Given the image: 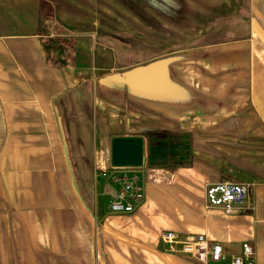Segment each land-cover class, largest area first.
<instances>
[{
    "label": "crops",
    "instance_id": "0c3cea01",
    "mask_svg": "<svg viewBox=\"0 0 264 264\" xmlns=\"http://www.w3.org/2000/svg\"><path fill=\"white\" fill-rule=\"evenodd\" d=\"M140 1L0 0V264H231L170 251L167 231L203 234L229 254L249 241L264 264V48L255 49L264 0L241 7L261 38L251 29L237 41L251 43L231 47V66L217 68L214 83L204 63L198 84L172 77L145 88L143 48L125 56L128 36L143 41L129 30L142 21ZM55 42L72 44L68 63L51 62L61 53ZM206 54L218 57L200 59ZM128 111L140 121L115 116ZM116 136L144 140L135 169L146 196L132 213L109 210L116 187L98 174L115 166ZM170 153L190 163L178 167ZM222 178L250 185L239 212L206 203L208 184Z\"/></svg>",
    "mask_w": 264,
    "mask_h": 264
},
{
    "label": "rangeland",
    "instance_id": "374dc122",
    "mask_svg": "<svg viewBox=\"0 0 264 264\" xmlns=\"http://www.w3.org/2000/svg\"><path fill=\"white\" fill-rule=\"evenodd\" d=\"M246 1L247 0H208L206 4H200L205 6L204 8L199 7L198 4L194 6L193 0H157L158 4L155 3V0L140 1L144 3V8L142 9V21L139 22V30L134 27L129 28V30L134 32L136 29L137 33L141 34L143 41L141 44L139 42L135 44L132 38L128 36L126 41L128 49L125 56L127 58V53L130 49L135 47L143 48V58L137 59V61L142 60L141 64H138L140 67L144 66V68H148L145 69L142 74L143 87L150 82L162 84L166 82L165 79H170L171 82L173 80L171 79L172 77L180 83L190 80L191 83L198 84L199 77L203 75L198 74V70L204 63H207L208 74L206 77L209 78L208 82L214 83V78L216 76L215 70L217 68L220 69L222 67L231 66L230 62L233 60L232 58H228L230 56L229 52L231 47L237 48L238 50L243 48V46L247 48L251 43L242 45L237 41L244 40L246 36L250 35L251 29H256L254 32L255 35H257L255 36L256 40L257 38H261L258 37V34H262V28L255 24L252 26L253 24L250 22V12L247 9L242 10L241 8L243 5H246ZM153 2L157 4V9L156 7L152 8L150 6ZM170 3H172V6H170ZM145 4L148 6L146 7ZM151 38L153 40H151ZM66 45L71 46L72 44H64L61 42L51 44L54 49L61 52H56L54 55L50 56V60L54 65L68 63L70 60L68 59L66 61L67 57L70 56V52L68 53L70 49L68 51L64 49ZM261 47L264 48V43L255 42L256 50L261 49ZM219 48L223 49L225 53L217 51ZM227 51L228 53H226ZM202 52H212L218 55V57L209 58V55L206 54L207 58L200 59L199 55L202 54ZM59 54H61V57ZM221 54H224L225 58H220V56H222ZM190 67L193 68L191 71L188 70ZM168 68H170V73L172 74H168ZM166 69L167 71H165ZM156 72H158V74ZM177 72L181 74H177ZM122 77L124 78V76ZM243 92H246V89ZM158 93L166 94L168 91L159 89ZM133 98L134 97H131L130 99ZM140 101L142 102V100ZM131 103L133 102L131 101ZM130 111L115 116L121 119L124 118L127 122L130 116H132L131 122L141 118L142 114L137 112L135 116ZM142 119L145 120V118ZM179 120L184 122L182 118ZM109 141L110 139L107 135V138H105L103 142L109 144ZM169 143L170 139L165 141L166 145ZM223 145L222 143L221 146L224 147ZM178 146H180L179 143ZM170 155L171 153L169 154L168 161L176 162L178 167L190 163V159L187 156L180 160H174L170 159ZM174 156L178 157V153L174 154ZM195 162L196 164L199 162L201 163L197 155H195ZM155 164V161H151V165ZM128 167L136 168V166ZM102 170L103 169L98 171L99 175H101ZM230 179L238 181V178ZM220 180L223 181L225 178ZM250 191L251 189L249 188L248 197H250Z\"/></svg>",
    "mask_w": 264,
    "mask_h": 264
},
{
    "label": "built area",
    "instance_id": "2783aa9c",
    "mask_svg": "<svg viewBox=\"0 0 264 264\" xmlns=\"http://www.w3.org/2000/svg\"><path fill=\"white\" fill-rule=\"evenodd\" d=\"M101 175L116 187L109 202L111 212L132 213L141 207L146 187L144 179L135 168L112 166L103 169ZM249 188L248 183L242 182L210 183L206 188V203L211 207L222 208L227 214L239 212L249 196ZM162 237L170 251L195 257L204 263L230 260L231 264H255L256 252L249 241L242 243L239 253L229 254L221 242H212L203 234L184 240L180 234L167 231Z\"/></svg>",
    "mask_w": 264,
    "mask_h": 264
},
{
    "label": "water",
    "instance_id": "95a60500",
    "mask_svg": "<svg viewBox=\"0 0 264 264\" xmlns=\"http://www.w3.org/2000/svg\"><path fill=\"white\" fill-rule=\"evenodd\" d=\"M111 161L115 166H140L144 161L141 136H116L111 142Z\"/></svg>",
    "mask_w": 264,
    "mask_h": 264
},
{
    "label": "trees",
    "instance_id": "16d2710c",
    "mask_svg": "<svg viewBox=\"0 0 264 264\" xmlns=\"http://www.w3.org/2000/svg\"><path fill=\"white\" fill-rule=\"evenodd\" d=\"M47 47L49 48V46H47ZM149 131H151V130L148 129V132H149ZM164 133H166V132H164ZM166 134H167V133H166Z\"/></svg>",
    "mask_w": 264,
    "mask_h": 264
}]
</instances>
